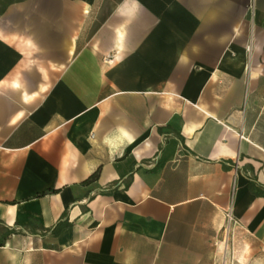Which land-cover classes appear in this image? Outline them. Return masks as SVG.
<instances>
[{
  "label": "crops",
  "instance_id": "0c3cea01",
  "mask_svg": "<svg viewBox=\"0 0 264 264\" xmlns=\"http://www.w3.org/2000/svg\"><path fill=\"white\" fill-rule=\"evenodd\" d=\"M226 228L264 264V0H0V264H218Z\"/></svg>",
  "mask_w": 264,
  "mask_h": 264
},
{
  "label": "rangeland",
  "instance_id": "374dc122",
  "mask_svg": "<svg viewBox=\"0 0 264 264\" xmlns=\"http://www.w3.org/2000/svg\"><path fill=\"white\" fill-rule=\"evenodd\" d=\"M231 237H232V231H230L227 228L222 230L221 241L224 243L223 245L225 246V249H227V246L230 243ZM226 251L227 250H224V254L220 256V261L218 262V264H224V262H226L227 254H228Z\"/></svg>",
  "mask_w": 264,
  "mask_h": 264
},
{
  "label": "bare ground",
  "instance_id": "6f19581e",
  "mask_svg": "<svg viewBox=\"0 0 264 264\" xmlns=\"http://www.w3.org/2000/svg\"><path fill=\"white\" fill-rule=\"evenodd\" d=\"M224 243L223 242H220L218 248L220 250V255L222 256V254H224V250H227L225 249V246L223 245ZM227 252V251H226ZM223 258V257H222Z\"/></svg>",
  "mask_w": 264,
  "mask_h": 264
},
{
  "label": "built area",
  "instance_id": "2783aa9c",
  "mask_svg": "<svg viewBox=\"0 0 264 264\" xmlns=\"http://www.w3.org/2000/svg\"><path fill=\"white\" fill-rule=\"evenodd\" d=\"M109 58H110V57H105V58H104V61H105V62H109V61H110ZM229 220H230V217H228V222H229Z\"/></svg>",
  "mask_w": 264,
  "mask_h": 264
}]
</instances>
